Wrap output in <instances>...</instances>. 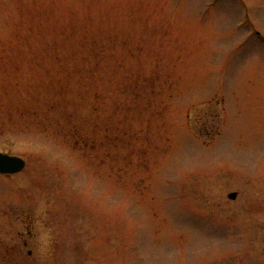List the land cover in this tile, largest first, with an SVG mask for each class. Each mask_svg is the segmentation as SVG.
Listing matches in <instances>:
<instances>
[{"label": "rangeland", "instance_id": "rangeland-1", "mask_svg": "<svg viewBox=\"0 0 264 264\" xmlns=\"http://www.w3.org/2000/svg\"><path fill=\"white\" fill-rule=\"evenodd\" d=\"M0 154V264H264V0H0Z\"/></svg>", "mask_w": 264, "mask_h": 264}, {"label": "water", "instance_id": "water-1", "mask_svg": "<svg viewBox=\"0 0 264 264\" xmlns=\"http://www.w3.org/2000/svg\"><path fill=\"white\" fill-rule=\"evenodd\" d=\"M26 162L17 157L0 154V174L2 175H15L24 171ZM237 195L230 196L231 199H236Z\"/></svg>", "mask_w": 264, "mask_h": 264}]
</instances>
